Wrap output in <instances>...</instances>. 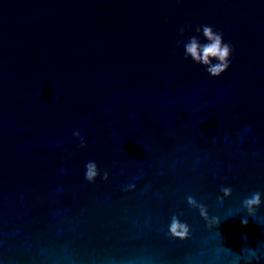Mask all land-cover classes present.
I'll list each match as a JSON object with an SVG mask.
<instances>
[{
    "label": "water",
    "instance_id": "1",
    "mask_svg": "<svg viewBox=\"0 0 264 264\" xmlns=\"http://www.w3.org/2000/svg\"><path fill=\"white\" fill-rule=\"evenodd\" d=\"M0 264H264V0H0Z\"/></svg>",
    "mask_w": 264,
    "mask_h": 264
},
{
    "label": "clouds",
    "instance_id": "2",
    "mask_svg": "<svg viewBox=\"0 0 264 264\" xmlns=\"http://www.w3.org/2000/svg\"><path fill=\"white\" fill-rule=\"evenodd\" d=\"M179 33L183 35L185 28L181 26L178 29ZM197 34H202L204 41L201 43L199 35L190 36L187 42L177 40L176 44L183 43L184 58H191V60L199 65L204 66L205 71L213 76L218 77L224 71H226L231 63L230 57L234 51V48L230 42H224L223 33L214 30L211 25H198L195 27ZM74 137H79L80 143L78 147L83 148L86 146L84 138L80 135L79 130L73 131ZM100 176L101 179L107 180L108 173L104 171L101 174V170L98 168L95 161H88L85 164L84 179L88 182H95L96 178ZM134 185H128L127 188H132ZM127 190V189H125ZM219 191L223 193V196H217L216 199L219 203H223L224 197H229L232 194V188L230 186H221ZM261 192L256 191L250 194L241 202L244 209L247 210L248 215L252 216L256 214L257 208L261 205ZM187 203L195 208H198L202 216L207 217L206 206L202 203H198L196 198L192 195L186 196ZM242 223L246 224L247 219H243ZM169 232L174 237L181 239L189 235V228L186 223H182L178 218L173 215L171 223L169 225ZM256 255L255 251L249 250V256Z\"/></svg>",
    "mask_w": 264,
    "mask_h": 264
}]
</instances>
